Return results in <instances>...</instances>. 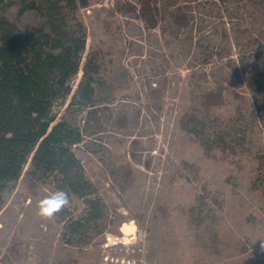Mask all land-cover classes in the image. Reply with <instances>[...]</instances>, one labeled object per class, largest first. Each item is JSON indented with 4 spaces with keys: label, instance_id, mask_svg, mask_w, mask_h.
<instances>
[{
    "label": "rangeland",
    "instance_id": "obj_1",
    "mask_svg": "<svg viewBox=\"0 0 264 264\" xmlns=\"http://www.w3.org/2000/svg\"><path fill=\"white\" fill-rule=\"evenodd\" d=\"M7 14L46 24L18 4ZM77 19L81 66L99 42L109 73L87 103L81 70L54 113L82 131L73 151L105 213L74 234L83 201L69 195L42 217L38 203L57 189L31 196L21 179L0 208V264H165L152 250L176 218L202 253L194 264H264V0H91ZM217 81L223 111L207 113ZM219 136L234 153L206 175L214 162L200 144Z\"/></svg>",
    "mask_w": 264,
    "mask_h": 264
},
{
    "label": "trees",
    "instance_id": "obj_2",
    "mask_svg": "<svg viewBox=\"0 0 264 264\" xmlns=\"http://www.w3.org/2000/svg\"><path fill=\"white\" fill-rule=\"evenodd\" d=\"M16 4L19 14L34 11L46 24L20 27L7 14ZM90 4L91 0H0V208L21 179L31 196L43 188L63 190L83 201L81 213L67 223L74 234L105 213L100 194L73 151L83 141L82 131L66 120H57L54 113L55 105L72 93L71 82L81 70L78 90L87 103L107 80L109 58L101 43L94 44L81 66L88 35L77 15ZM70 18L75 21L72 25ZM223 87L217 81L207 88V113L223 111ZM76 99L77 93L73 102ZM200 146L214 162L205 174L224 173L223 159L232 156L233 147L221 136ZM170 206L167 203L162 208L168 211ZM187 235L185 222L176 218L170 233L152 252L165 264H194L202 253Z\"/></svg>",
    "mask_w": 264,
    "mask_h": 264
},
{
    "label": "clouds",
    "instance_id": "obj_3",
    "mask_svg": "<svg viewBox=\"0 0 264 264\" xmlns=\"http://www.w3.org/2000/svg\"><path fill=\"white\" fill-rule=\"evenodd\" d=\"M68 203V194L63 190H57L51 196H46L38 203V214L42 217L50 218L54 213L67 206ZM261 248L264 249V241L261 242Z\"/></svg>",
    "mask_w": 264,
    "mask_h": 264
},
{
    "label": "bare ground",
    "instance_id": "obj_4",
    "mask_svg": "<svg viewBox=\"0 0 264 264\" xmlns=\"http://www.w3.org/2000/svg\"><path fill=\"white\" fill-rule=\"evenodd\" d=\"M122 232H123L124 234H128V233H129V225H128V224H124V225L122 226Z\"/></svg>",
    "mask_w": 264,
    "mask_h": 264
}]
</instances>
